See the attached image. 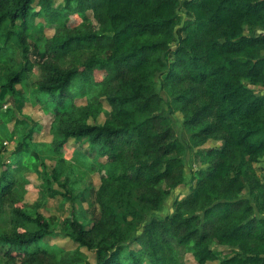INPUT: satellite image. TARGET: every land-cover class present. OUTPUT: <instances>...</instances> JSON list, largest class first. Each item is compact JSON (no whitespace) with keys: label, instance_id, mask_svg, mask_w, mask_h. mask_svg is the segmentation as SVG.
Wrapping results in <instances>:
<instances>
[{"label":"trees","instance_id":"16d2710c","mask_svg":"<svg viewBox=\"0 0 264 264\" xmlns=\"http://www.w3.org/2000/svg\"><path fill=\"white\" fill-rule=\"evenodd\" d=\"M55 1L0 0L1 90L19 96L33 68L35 21L56 25L33 93L54 116L53 152L86 140L95 154L99 218L68 220L77 251L52 247L55 230L24 205L27 137L0 174L3 264H181L177 249L191 244L198 264L220 260L218 247L232 250L220 264H264V0ZM88 12L97 25L69 22ZM103 102L111 118L97 124ZM174 104L194 147L222 143L182 198L187 146Z\"/></svg>","mask_w":264,"mask_h":264},{"label":"rangeland","instance_id":"374dc122","mask_svg":"<svg viewBox=\"0 0 264 264\" xmlns=\"http://www.w3.org/2000/svg\"><path fill=\"white\" fill-rule=\"evenodd\" d=\"M55 8H62L63 1L57 0L53 3ZM190 17L192 15L189 14ZM191 19V18H190ZM66 19L62 20L65 23ZM75 28L86 24L97 25L93 13L88 12L83 16H76L69 19ZM36 28L29 40L31 48V61L33 68L28 73L26 82L18 85L19 96L13 97L9 93L1 90V85L5 82L4 72L1 67L2 61H7L6 57H0V174L4 165L17 163L15 153L19 143L30 137V144L26 146L27 154L22 159L25 166L22 175L27 183L24 194V205L26 211L36 217L41 214L49 225L55 230L57 236L49 239L52 247L65 251L75 252L78 245L67 236L69 231V219L76 217L86 224L95 222L99 218V208L96 202V192L100 185V177L96 168L92 165L95 154L89 150L86 140L71 141L68 153L56 154L51 150L53 136L51 133L54 116L43 106L37 104L33 91L36 89V82L40 78V65L45 60V40L52 38L55 34L56 25L45 22L43 17L35 21ZM248 33V32H247ZM172 61V56L166 57ZM18 62H23L20 52L17 54ZM78 105H86V98L77 99ZM2 103V105H1ZM96 123L104 124L111 118V108L106 102ZM16 112V116L9 109ZM175 113L173 121L178 137L187 146L186 161V186L185 193L177 192L175 195L184 197L192 192L196 182H191L190 174L194 169H206L208 161L207 151L222 145L219 141L210 140L203 146L194 147L191 141L192 132L185 126L184 114L179 107L174 104ZM2 111H9L8 118L2 116ZM19 118L23 122L17 124ZM93 124L94 121L90 120ZM75 141V142H74ZM259 173L264 177V157L258 165ZM164 189L165 185L162 184ZM184 192V191H183ZM183 194V195H182ZM249 195V190L244 192ZM118 209V208H117ZM173 212V209L171 210ZM122 217V212L118 210ZM164 214L168 213L163 212ZM6 225L0 222V233L6 230ZM86 258L94 262V254L85 249L80 250ZM178 256L181 264H198L194 257L192 244L178 248ZM217 251L220 260L207 262L206 264H220V261L231 255L232 250L218 247ZM0 264H3L0 260Z\"/></svg>","mask_w":264,"mask_h":264},{"label":"crops","instance_id":"0c3cea01","mask_svg":"<svg viewBox=\"0 0 264 264\" xmlns=\"http://www.w3.org/2000/svg\"><path fill=\"white\" fill-rule=\"evenodd\" d=\"M71 141H73V140H70L69 141V143L67 144V146H66V148L62 151V152H65V153H68V151H67V147H68V149H69V146H70V144H71ZM75 142V141H74ZM88 145V144H87ZM88 147H89V145H88ZM70 150V149H69ZM89 150H90V148H89ZM100 186V185H99Z\"/></svg>","mask_w":264,"mask_h":264},{"label":"water","instance_id":"95a60500","mask_svg":"<svg viewBox=\"0 0 264 264\" xmlns=\"http://www.w3.org/2000/svg\"><path fill=\"white\" fill-rule=\"evenodd\" d=\"M260 33H262V31H260Z\"/></svg>","mask_w":264,"mask_h":264}]
</instances>
